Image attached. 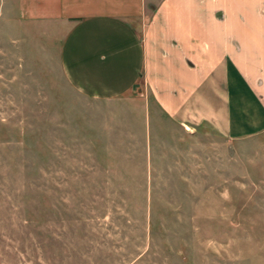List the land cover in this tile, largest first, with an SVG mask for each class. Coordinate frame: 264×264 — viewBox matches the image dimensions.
<instances>
[{"label":"rangeland","instance_id":"374dc122","mask_svg":"<svg viewBox=\"0 0 264 264\" xmlns=\"http://www.w3.org/2000/svg\"><path fill=\"white\" fill-rule=\"evenodd\" d=\"M58 39L0 0V264H264V135L78 96Z\"/></svg>","mask_w":264,"mask_h":264},{"label":"crops","instance_id":"0c3cea01","mask_svg":"<svg viewBox=\"0 0 264 264\" xmlns=\"http://www.w3.org/2000/svg\"><path fill=\"white\" fill-rule=\"evenodd\" d=\"M14 2L18 19L56 30L57 67L76 95L119 101L138 89L144 110L182 130L264 135V0ZM259 150L250 174L264 169Z\"/></svg>","mask_w":264,"mask_h":264}]
</instances>
